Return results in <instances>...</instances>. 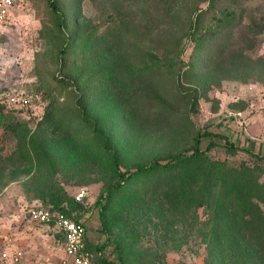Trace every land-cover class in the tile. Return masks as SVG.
I'll use <instances>...</instances> for the list:
<instances>
[{
	"label": "rangeland",
	"instance_id": "374dc122",
	"mask_svg": "<svg viewBox=\"0 0 264 264\" xmlns=\"http://www.w3.org/2000/svg\"><path fill=\"white\" fill-rule=\"evenodd\" d=\"M14 1L0 23V254L23 256L0 264H73L56 232L30 221L29 210L80 188L87 197L67 211L85 223L94 252L102 236L94 202L116 179L114 161L125 170L166 157L204 127L264 143V0H231L236 24L209 53L194 52L185 36L205 0H56L63 33L49 0ZM200 25L213 21L204 15ZM152 64L158 70L133 75ZM108 69L114 77L101 82ZM207 154L253 167L264 182V163L219 145ZM171 187L129 188L107 211L124 264L217 261L206 207ZM103 255L114 257L110 246Z\"/></svg>",
	"mask_w": 264,
	"mask_h": 264
},
{
	"label": "trees",
	"instance_id": "16d2710c",
	"mask_svg": "<svg viewBox=\"0 0 264 264\" xmlns=\"http://www.w3.org/2000/svg\"><path fill=\"white\" fill-rule=\"evenodd\" d=\"M205 1L207 5L191 18L185 34L192 41L194 52L206 49L209 53L207 50L210 44L219 40L225 30L233 27L237 20L231 0ZM49 6L57 16L56 29L62 33L67 31L66 15L56 0H49ZM204 15L213 21V25L200 30V19ZM69 36L68 33L64 35L65 42L69 40ZM92 45L95 47L98 44L94 41ZM61 50L63 55L66 48ZM181 52L182 49H179L177 55ZM194 66L188 65L191 68ZM112 70L105 71L99 80L105 82L113 78ZM156 70L157 64L147 65L134 70L133 75L141 77ZM216 145L236 153L240 152L249 156L253 162L261 163V156L241 148L222 129L212 131L208 127L196 131L189 147L166 157L155 156L149 162L133 169L121 170L114 161L116 179L106 186L94 202L103 240L94 244V252L86 244L92 254L91 259L93 255H98L103 264H124L120 245L110 238L107 211L113 206L118 195L125 196L129 188L140 189L148 185L159 187L168 181L171 188L182 195L194 196L195 193L197 204L206 207V222L210 223L212 237L208 250L212 261L218 256L213 264H264V182L259 180V174L253 167L245 164L233 167L212 160L207 152ZM55 197L56 199L50 200V204H36L58 210L85 226L79 217L67 211L66 204L81 205V202L66 196ZM56 235L62 240L59 234ZM108 246L110 253L114 254L113 258L103 255Z\"/></svg>",
	"mask_w": 264,
	"mask_h": 264
},
{
	"label": "built area",
	"instance_id": "2783aa9c",
	"mask_svg": "<svg viewBox=\"0 0 264 264\" xmlns=\"http://www.w3.org/2000/svg\"><path fill=\"white\" fill-rule=\"evenodd\" d=\"M14 6V0H0V23L12 14ZM11 100L15 102L20 98L12 97ZM87 194L85 188H80L74 193L73 198L75 201L83 203ZM29 220L44 224L59 234L62 238L64 253L73 264H92V254L86 248V228L82 222H77L58 210L44 208L36 203L29 210ZM22 256L23 251L19 249L11 253L2 252L0 254L1 259L13 263L18 262Z\"/></svg>",
	"mask_w": 264,
	"mask_h": 264
},
{
	"label": "crops",
	"instance_id": "0c3cea01",
	"mask_svg": "<svg viewBox=\"0 0 264 264\" xmlns=\"http://www.w3.org/2000/svg\"><path fill=\"white\" fill-rule=\"evenodd\" d=\"M257 130H259V127L254 128L253 133L256 134ZM229 137L231 138L232 141H234L241 148H244L249 152H252L258 156H261L262 157L261 163H264V143L262 141H259V140L255 141L252 138V136H249V135L247 136L243 133H238L237 131L230 132ZM102 240H103V236H100L97 241L102 242Z\"/></svg>",
	"mask_w": 264,
	"mask_h": 264
}]
</instances>
